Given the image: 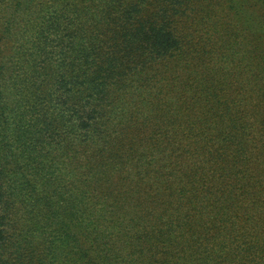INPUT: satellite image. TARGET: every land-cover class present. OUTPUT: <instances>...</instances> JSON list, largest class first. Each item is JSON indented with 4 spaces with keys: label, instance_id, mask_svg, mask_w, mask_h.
<instances>
[{
    "label": "trees",
    "instance_id": "1",
    "mask_svg": "<svg viewBox=\"0 0 264 264\" xmlns=\"http://www.w3.org/2000/svg\"><path fill=\"white\" fill-rule=\"evenodd\" d=\"M0 264H264V0H0Z\"/></svg>",
    "mask_w": 264,
    "mask_h": 264
}]
</instances>
